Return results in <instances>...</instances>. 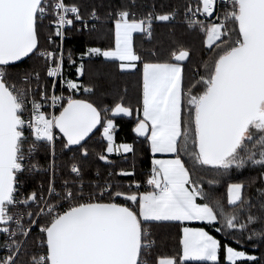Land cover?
<instances>
[{
	"label": "snow or ice",
	"instance_id": "6c2138e0",
	"mask_svg": "<svg viewBox=\"0 0 264 264\" xmlns=\"http://www.w3.org/2000/svg\"><path fill=\"white\" fill-rule=\"evenodd\" d=\"M135 6L101 13L94 0H0V264H264V253L245 248L264 245V0ZM102 16L106 43L77 60L64 42L97 33ZM159 27L203 36L202 54L188 42L162 47ZM138 34L153 47L141 48ZM97 59L137 77L135 96L127 87L110 103L65 96L95 95L65 67L83 77ZM118 118L149 145L142 182L114 180L134 178V165L107 170L113 154L135 155L134 143L116 140ZM246 170L256 175L234 176ZM41 172L48 178L30 186ZM163 224L179 228L175 253L154 238Z\"/></svg>",
	"mask_w": 264,
	"mask_h": 264
},
{
	"label": "trees",
	"instance_id": "16d2710c",
	"mask_svg": "<svg viewBox=\"0 0 264 264\" xmlns=\"http://www.w3.org/2000/svg\"><path fill=\"white\" fill-rule=\"evenodd\" d=\"M173 0H135V7H133V11L137 13H144L146 11L151 10L153 4L157 5L160 10H166L161 6L172 3ZM94 3L100 6L101 13L119 6H129L132 4V0H94ZM107 24L103 19H101L100 24H98L97 33L89 36L87 33L85 34H70V38L66 42V50H70L73 54V57L78 60L79 53L85 49L86 46H102L107 41ZM175 36L168 35V29L159 27L156 31L157 43L162 47H167L169 41H178L191 43L196 48V55L199 57L201 53V40L204 39L201 35L192 36L185 33L183 28H176ZM138 45L143 48H151L153 44L147 42L146 38H141L138 34L137 38ZM205 58H207V54L204 53ZM28 65H20L18 69H14V71L22 70L26 68ZM87 68L90 70L86 72L85 76L81 77V81L83 84H94L95 85V95L82 92L77 98L81 99H91L97 102L103 100L105 103H110L118 92L127 87L129 96L134 97L137 90V77L128 76V75H119L114 66L110 64H106L101 60L97 59L90 64H87ZM66 75L75 77L76 71L75 66H67L65 67ZM117 123L119 128L116 132V140L118 143H134L137 159V166L141 173L146 176V173L149 171L151 167V159L152 154L149 149V145L144 143L142 138H137L135 133L132 131V123L128 118H118ZM99 139L97 136L92 143L95 144ZM56 155L57 162L66 163L71 156V153L64 152L63 155L60 141L56 143ZM37 159L39 160L41 165H47L50 154L48 151H42L38 154ZM111 159L116 161L115 169H107L108 171L115 170L123 165L125 166L129 163L133 158H120L112 157ZM94 167H99L102 171L105 170V166L103 162H95L93 161ZM256 173L254 170H246L244 173H235L234 176L239 180L247 182L250 177L255 176ZM48 177L45 173H34L32 177L29 179L28 183L30 186H34L38 184L42 180H46ZM117 178V177H116ZM120 178V177H118ZM126 179L132 180L133 178L126 177ZM142 180V179H141ZM216 192L218 195L223 196L225 194V187L223 184L216 187ZM190 226L193 227H205L207 231L212 233L213 235H218L214 232L211 226H208L206 223H191ZM180 235L179 228L175 225L163 224L155 229L154 238L157 241V244L161 251L172 252L175 253L178 249V238ZM219 238V235H218ZM231 242V241H230ZM235 247L236 245L233 244ZM245 248L253 252L256 255H261L264 253V245H262L259 249L254 248L252 242H246ZM190 264H201V262H190Z\"/></svg>",
	"mask_w": 264,
	"mask_h": 264
},
{
	"label": "rangeland",
	"instance_id": "374dc122",
	"mask_svg": "<svg viewBox=\"0 0 264 264\" xmlns=\"http://www.w3.org/2000/svg\"><path fill=\"white\" fill-rule=\"evenodd\" d=\"M176 41H178V38L176 39ZM80 82H82L81 81V77H80ZM83 83V82H82ZM83 92V90H81V93ZM112 157H117L118 159H120V158H124V156H118V155H115V154H113L111 157H110V159L112 158ZM127 158H133V160H131L129 163H127L125 166H123V165H121L118 169H117V171L120 169V168H123V169H125V170H131V167H132V165H134L135 166V172H136V175H135V177L132 179V180H129V179H126V177H120V178H116V177H114V180H117V181H119L121 184H127V183H130V182H134V181H136V180H138V181H143L145 178H146V176L143 174V173H141L140 172V170L138 169V166H137V159H138V156L136 155V151H135V155L133 156L131 153H129V154H127ZM142 179V180H141Z\"/></svg>",
	"mask_w": 264,
	"mask_h": 264
},
{
	"label": "built area",
	"instance_id": "2783aa9c",
	"mask_svg": "<svg viewBox=\"0 0 264 264\" xmlns=\"http://www.w3.org/2000/svg\"><path fill=\"white\" fill-rule=\"evenodd\" d=\"M67 40H68V39H67ZM67 40L64 42V47H66V42H67ZM65 76H66L67 78L75 79V80H78V82H80V77H78L77 74H76L75 77H71V76L66 75V72H65ZM60 91H61V87L58 85L57 90H56L57 94H60ZM80 93H81V91H80V92L72 93V92L69 91V90H65V91L63 92V94H64L65 96H67V95H74L75 98H77V96H78ZM58 141H59V140H57V142H58ZM57 142H56V143H57ZM3 254H4V253H3L2 251H0V255H3Z\"/></svg>",
	"mask_w": 264,
	"mask_h": 264
},
{
	"label": "crops",
	"instance_id": "0c3cea01",
	"mask_svg": "<svg viewBox=\"0 0 264 264\" xmlns=\"http://www.w3.org/2000/svg\"><path fill=\"white\" fill-rule=\"evenodd\" d=\"M157 158L167 159V158H170V157L168 155H166V154H157ZM192 223H202V222H192Z\"/></svg>",
	"mask_w": 264,
	"mask_h": 264
}]
</instances>
